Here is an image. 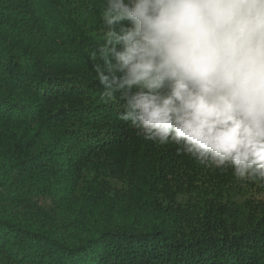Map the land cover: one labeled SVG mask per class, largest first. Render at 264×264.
I'll return each instance as SVG.
<instances>
[{
	"label": "trees",
	"instance_id": "trees-1",
	"mask_svg": "<svg viewBox=\"0 0 264 264\" xmlns=\"http://www.w3.org/2000/svg\"><path fill=\"white\" fill-rule=\"evenodd\" d=\"M102 7L0 0V264H264V184L101 102Z\"/></svg>",
	"mask_w": 264,
	"mask_h": 264
},
{
	"label": "clouds",
	"instance_id": "clouds-1",
	"mask_svg": "<svg viewBox=\"0 0 264 264\" xmlns=\"http://www.w3.org/2000/svg\"><path fill=\"white\" fill-rule=\"evenodd\" d=\"M102 3L101 102L144 140L264 184V0Z\"/></svg>",
	"mask_w": 264,
	"mask_h": 264
}]
</instances>
